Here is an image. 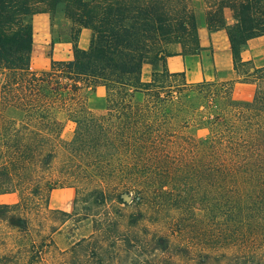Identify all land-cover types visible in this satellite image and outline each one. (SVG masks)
Here are the masks:
<instances>
[{"label":"trees","instance_id":"trees-1","mask_svg":"<svg viewBox=\"0 0 264 264\" xmlns=\"http://www.w3.org/2000/svg\"><path fill=\"white\" fill-rule=\"evenodd\" d=\"M190 1L0 0V198L19 195L0 200V264H264V67L241 57L264 36V0H222L239 11L229 39L249 101L235 82L168 72L172 46L201 50ZM59 9L90 46L34 71L32 18ZM193 128L207 131L195 145ZM58 186L76 190L74 213L51 208Z\"/></svg>","mask_w":264,"mask_h":264},{"label":"crops","instance_id":"crops-1","mask_svg":"<svg viewBox=\"0 0 264 264\" xmlns=\"http://www.w3.org/2000/svg\"><path fill=\"white\" fill-rule=\"evenodd\" d=\"M194 13L201 50L197 54H184L179 44L176 54L166 60L168 72L184 74L188 82L192 83L235 82L234 97L238 100H251L257 86L254 83L238 82L240 76L235 69L229 39V30L239 22V11L224 5L222 0H197ZM63 19L64 23L58 25L54 14L51 13L37 14L32 18L33 52L35 53V50L39 48L38 50L44 53L46 48H53V57L47 62L42 59L36 71L49 69L53 60L66 62L73 60V42L68 38L65 40L60 32L61 25H66L69 33L73 23L65 17ZM91 38L92 31L83 28L78 37V47L83 50L88 49ZM241 57L242 61L251 62L255 67H264V36L250 40L242 50ZM152 73V65L145 64L142 81L151 82ZM93 95L104 100L106 87L98 86Z\"/></svg>","mask_w":264,"mask_h":264},{"label":"rangeland","instance_id":"rangeland-1","mask_svg":"<svg viewBox=\"0 0 264 264\" xmlns=\"http://www.w3.org/2000/svg\"><path fill=\"white\" fill-rule=\"evenodd\" d=\"M196 1L197 0L190 1V8L192 10H194L195 8ZM54 18H56V23L58 25L64 23V19H63L64 14L61 11V9L57 11V13L54 15ZM67 30L68 29L66 28V25H61L60 32L62 36L64 37V39L67 40L68 38L71 42L78 41L77 39L78 35L76 34V32H74L73 27L71 28L69 33L67 32ZM177 46L178 45L172 46L171 50L176 52ZM38 49H36L35 53L33 52L32 54V63H33L32 68L34 71H36V68L40 66L39 62L42 59H44L47 62L53 57L52 47L51 48L48 47L45 49L44 53L46 54H44L41 50H38ZM178 81L183 82V79L180 78V80ZM185 81L189 84H197V83L188 82L186 78H185ZM90 103L96 114L100 115L104 112L105 99L100 100L99 97H94V95L93 96L91 95ZM59 119L64 124V131H63L64 140L72 139L74 135V131H75V124L68 119L65 113H60ZM206 134H207L206 130L193 128L187 135V142L191 145H195L203 137H205ZM75 197H76V190L74 188L68 187V186H58L51 193L50 206L52 209L62 210L68 213H74L75 212V204H74ZM0 200L2 201V203L14 204L19 200V195L17 193L6 194V195L1 196ZM87 232H88L87 230H82L80 232H77L75 236H71L68 233H64V234H58L56 235V237H57V241L59 245L61 247H66L73 239L79 237L80 234L87 233Z\"/></svg>","mask_w":264,"mask_h":264}]
</instances>
